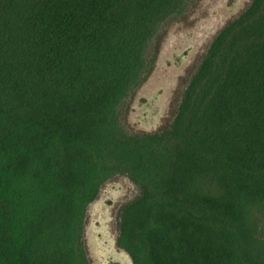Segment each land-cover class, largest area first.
<instances>
[{"label":"trees","instance_id":"trees-1","mask_svg":"<svg viewBox=\"0 0 264 264\" xmlns=\"http://www.w3.org/2000/svg\"><path fill=\"white\" fill-rule=\"evenodd\" d=\"M189 0H0V264H89L104 182L134 264H264V0L215 37L170 127L128 134L119 107Z\"/></svg>","mask_w":264,"mask_h":264},{"label":"rangeland","instance_id":"rangeland-1","mask_svg":"<svg viewBox=\"0 0 264 264\" xmlns=\"http://www.w3.org/2000/svg\"><path fill=\"white\" fill-rule=\"evenodd\" d=\"M252 0H189L185 11L162 25L146 53L139 84L119 107L128 134L168 129L183 93L219 32L238 18ZM140 194L126 175L103 183L86 210L82 241L89 264H134L118 244L121 208Z\"/></svg>","mask_w":264,"mask_h":264}]
</instances>
